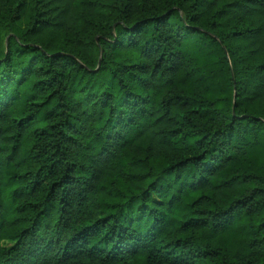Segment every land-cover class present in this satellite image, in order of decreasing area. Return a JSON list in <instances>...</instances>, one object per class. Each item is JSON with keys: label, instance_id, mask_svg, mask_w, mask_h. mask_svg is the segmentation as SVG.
Masks as SVG:
<instances>
[{"label": "trees", "instance_id": "16d2710c", "mask_svg": "<svg viewBox=\"0 0 264 264\" xmlns=\"http://www.w3.org/2000/svg\"><path fill=\"white\" fill-rule=\"evenodd\" d=\"M0 264H264V0H0Z\"/></svg>", "mask_w": 264, "mask_h": 264}]
</instances>
